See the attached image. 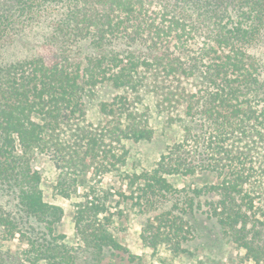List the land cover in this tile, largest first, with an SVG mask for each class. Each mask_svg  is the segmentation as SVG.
I'll list each match as a JSON object with an SVG mask.
<instances>
[{"label": "trees", "instance_id": "16d2710c", "mask_svg": "<svg viewBox=\"0 0 264 264\" xmlns=\"http://www.w3.org/2000/svg\"><path fill=\"white\" fill-rule=\"evenodd\" d=\"M34 27L46 30L39 46L8 59V44ZM263 36L264 0H0V235L27 245L9 263L76 264L55 234L64 208L44 199L40 157L57 172L55 195L78 199L74 227L86 251L98 262L120 252L141 263L108 228L112 194L100 184L126 165L128 142L152 141V96L182 134L152 170L126 176L129 198L140 191L137 205L163 218L177 210L190 235L204 202L243 262L264 264ZM102 89L115 95L99 101L95 125L87 101ZM172 177L189 183L179 190ZM149 224L145 246L172 243ZM9 249L0 248L1 264Z\"/></svg>", "mask_w": 264, "mask_h": 264}, {"label": "rangeland", "instance_id": "374dc122", "mask_svg": "<svg viewBox=\"0 0 264 264\" xmlns=\"http://www.w3.org/2000/svg\"><path fill=\"white\" fill-rule=\"evenodd\" d=\"M45 32L46 30L43 27H34L28 28L25 32L19 34V37H16L15 41L10 42L7 46L6 55L8 59H21L29 55L36 46H39L42 35ZM263 52L264 36L255 50L259 57H263ZM114 95L115 92L113 90L102 89L98 91L95 98L87 101L88 120L90 122L97 125L101 120L98 108L99 101H110ZM144 102L146 106H149L150 127L153 130L152 141L128 142L126 147L129 150V154L126 165L120 168L118 173L106 174L101 179L100 186L104 190H109L112 194L106 214V217L111 221L108 225L111 233L122 246L141 259L140 264H252L243 262V254L223 235L215 220L208 218L207 207L204 202H202L201 208L195 211V220H191L197 232L190 235L184 232V229H180L178 221L174 219L173 216L176 215L177 210H174L172 215L163 218L158 216L160 212L154 213L150 209L152 212L148 213V209L146 210L141 203L137 205L136 195L137 193L140 194V191L136 190L137 193L133 195V199L129 198L131 192L127 189L126 182H128V179L126 176L152 170L161 155L166 152L171 143L180 140L182 134L179 126H169L166 117L157 113L155 99L152 96L147 97ZM36 164L37 169L41 170L43 176L42 189L44 199L49 203L57 204L64 208L61 222L55 228V234L65 236L64 241L75 255L76 264H131L127 255L120 252H107L102 255L98 262L86 251L77 237L74 227L72 202H76L78 199L73 198L69 201L56 196L53 190L57 178L54 166L43 157H40ZM169 180L179 190L185 188L189 183L187 179L181 177H172ZM79 192H81V189ZM122 194L124 197H122ZM184 195V193H181L174 198L167 199L165 205L170 209L176 202L180 204L181 202L178 199L181 200L182 197H185ZM0 201L5 202L7 199L0 198ZM181 209L182 207L179 208L180 212ZM149 220L150 229L148 228V230L159 228L162 232L169 235L172 240L171 244L180 242L181 248L185 249L186 253L179 252L174 254L171 250V244L160 245L156 250L145 246L142 242L141 234L147 228L146 225ZM183 235L186 236L184 241H182ZM26 247V243L21 241L19 235L14 238H10L8 234L0 235L1 250L5 251L10 248V254L4 264H11L9 263V257L14 256L19 250L26 249ZM27 264L31 263L27 262Z\"/></svg>", "mask_w": 264, "mask_h": 264}]
</instances>
